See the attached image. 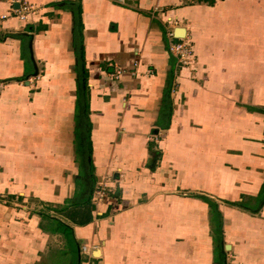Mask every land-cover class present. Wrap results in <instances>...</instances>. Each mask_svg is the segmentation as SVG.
I'll return each mask as SVG.
<instances>
[{
	"label": "crops",
	"instance_id": "0c3cea01",
	"mask_svg": "<svg viewBox=\"0 0 264 264\" xmlns=\"http://www.w3.org/2000/svg\"><path fill=\"white\" fill-rule=\"evenodd\" d=\"M9 1L0 264H264V0Z\"/></svg>",
	"mask_w": 264,
	"mask_h": 264
},
{
	"label": "built area",
	"instance_id": "2783aa9c",
	"mask_svg": "<svg viewBox=\"0 0 264 264\" xmlns=\"http://www.w3.org/2000/svg\"><path fill=\"white\" fill-rule=\"evenodd\" d=\"M195 3H204L208 0H193ZM8 13L3 16L6 18H17L18 20L24 22L25 24L32 25L35 18L42 12L43 8L41 6L32 4L29 0H10L9 1ZM157 13H163L159 7L154 9ZM166 26V38H167V48L171 56L177 59L178 63L182 67H193L197 65V59L194 53V43L191 37L187 34L184 38H176L175 31L177 29L184 28V25L175 19H169L164 22ZM176 29V30H175ZM185 29V28H184ZM138 66V64H136ZM124 69L116 67L112 74L113 78L120 79L124 73ZM6 82H0V93L6 87ZM108 193L105 185H98L94 188L92 199L95 204H98Z\"/></svg>",
	"mask_w": 264,
	"mask_h": 264
},
{
	"label": "water",
	"instance_id": "95a60500",
	"mask_svg": "<svg viewBox=\"0 0 264 264\" xmlns=\"http://www.w3.org/2000/svg\"><path fill=\"white\" fill-rule=\"evenodd\" d=\"M187 32L186 29L181 28V29H177L175 31V36L176 38H184L186 36Z\"/></svg>",
	"mask_w": 264,
	"mask_h": 264
},
{
	"label": "trees",
	"instance_id": "16d2710c",
	"mask_svg": "<svg viewBox=\"0 0 264 264\" xmlns=\"http://www.w3.org/2000/svg\"><path fill=\"white\" fill-rule=\"evenodd\" d=\"M91 203H92V201H90L89 204H88V206H87V208H88L87 210H88L89 213H90V210H91V207H92Z\"/></svg>",
	"mask_w": 264,
	"mask_h": 264
}]
</instances>
